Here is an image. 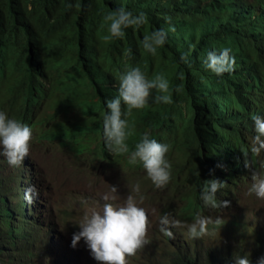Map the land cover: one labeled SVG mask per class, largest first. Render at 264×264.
<instances>
[{"label": "trees", "instance_id": "trees-1", "mask_svg": "<svg viewBox=\"0 0 264 264\" xmlns=\"http://www.w3.org/2000/svg\"><path fill=\"white\" fill-rule=\"evenodd\" d=\"M260 5L264 8V0H0V112L23 123L32 121V111L27 109L30 103L58 109L39 126L36 140L57 142L88 156H108L117 167H128L132 164L127 155L113 157L106 147V102L118 97L119 76L130 68L139 67L149 79L164 78L170 85L171 102L155 103L153 90L147 105L126 117L132 133L127 143L134 150L146 132L157 142L167 143L166 159L174 174L205 158V171L189 175V188L184 185L182 196L194 217L206 216L210 208L204 206L201 192L207 180L222 182L220 164L237 171L241 181L251 177L252 169L244 167L242 154L248 149L239 151L234 136L224 131L221 121L225 118L215 117L216 105L208 90L216 88L225 99L244 102L242 113L253 129L252 117L264 115V28L256 27L259 18H249ZM121 8L134 16L146 14L148 22L124 29L123 38L105 40L108 25L103 17ZM214 21L235 23L238 32L220 41L214 34ZM241 21L252 29L250 34L241 30ZM156 30H164L167 37L153 55L144 50L142 42ZM225 45L235 54L234 69L239 65L244 69L214 79L204 63L209 52H220ZM182 55L186 61H181ZM263 158L264 152L254 158V167ZM222 199L230 205L233 201L226 193ZM258 201L243 205L244 209L261 210L264 207ZM177 212L175 216L184 222ZM65 213L61 211L60 216ZM7 218V210L0 207V233L13 236ZM221 218L223 225H209V230H225L220 244L206 242V236L178 242L162 237V245L131 256L132 264H235V258L243 256L250 264H258L264 257V221L244 215ZM76 228L65 222L67 232Z\"/></svg>", "mask_w": 264, "mask_h": 264}, {"label": "clouds", "instance_id": "clouds-1", "mask_svg": "<svg viewBox=\"0 0 264 264\" xmlns=\"http://www.w3.org/2000/svg\"><path fill=\"white\" fill-rule=\"evenodd\" d=\"M263 12L264 8L260 5L249 16L252 21L259 18L256 25L259 29L264 28V16L261 17ZM103 20L108 25L105 40L123 38L124 29L140 28L148 22L146 14L134 16L124 8L104 16ZM213 24L214 34L220 41L225 42L232 34L238 32V24L236 30L235 23L217 24L214 21ZM239 26L244 33L250 34L252 29L243 21ZM166 37L164 30H156L150 35H145L142 42L144 50L155 55L157 50L164 46ZM180 59L186 61L187 57L182 55ZM204 66L212 72L210 75L214 79L230 77L234 72L244 69L241 65L237 71L236 67L234 69L236 58L228 45L220 47V52H209ZM223 80L221 79L215 86L220 85ZM46 88L47 83L43 81L42 89L45 92ZM153 90L157 93L154 97L155 103L171 102L170 85L167 80L162 77L149 79L139 67L130 68L119 76V95L106 102L108 113L103 117V138L107 149L113 157L127 155L128 162L132 165L125 168L135 170L132 174L144 175L145 181L142 182L144 194L140 192V185L136 184L132 186L124 202L117 205L114 202L119 198L118 189L111 186L110 191L101 197L105 203L100 210L88 209L78 223H71L67 220V212L73 215L86 206L85 201L77 198L66 209L61 210L66 213L61 216L63 223L60 230L57 229L54 220L55 209L51 206V199L45 197L43 182L33 170L31 153L34 147L48 146L71 153L84 165L82 179L89 178L85 171L97 170L101 175L112 168L120 169L124 166L117 167L113 164L114 160L108 156L101 157L96 154L88 156L87 153L70 151L57 142L40 143L36 140L39 126L58 109L33 105L38 102L30 103L27 109L32 111V121L26 120L23 123L0 112V207L7 210L8 224L13 226L11 232L13 236L0 233V264H42L41 262L50 261V257H53L51 262L57 264L59 245L68 238H72L73 248L83 239L90 254L99 264H128V258L135 256L149 243L147 237L150 214L147 212L153 213V208L140 205L147 196L149 197L147 193L151 192L152 188L157 189L153 197L155 205L160 207L163 213L159 219V231L162 237L173 238L176 242L184 238L201 239L210 234L209 225L221 226L225 223L221 218L224 213L233 212L258 200L256 204L264 201V158L258 168L254 167V158L264 152V115L252 117L253 129L246 125L249 117L242 113L241 107L245 106L244 102L225 99L222 90L216 88L208 90L216 105L215 117L220 115L225 118L221 121L222 126L226 128L224 131L234 136L239 151L248 149L242 152L244 167L252 171L249 179L241 181L237 171L231 170L227 164H220L219 167L224 172L222 182L218 179L205 181L200 196L204 206L210 209L206 216L194 217L188 210L189 203L182 196L183 188L184 185L189 188V175L203 174L206 159L203 158L182 173L174 174L170 161L166 159L170 152L167 143L157 142L156 139L150 138L147 132L135 144L134 150L130 151L127 143L132 133L126 117L130 116L133 110L143 109ZM122 103L126 109L124 112ZM223 155L222 152L219 157ZM221 189H224L220 192L221 199L226 193L233 200L231 205L225 199H217V193ZM170 207L173 209L170 210ZM174 210L186 220L182 222L178 219ZM214 216L216 217L213 218ZM66 221L69 227L77 225V228L71 233L67 232ZM235 264H250V261L247 256L236 257ZM258 264H264V257L259 259Z\"/></svg>", "mask_w": 264, "mask_h": 264}, {"label": "rangeland", "instance_id": "rangeland-1", "mask_svg": "<svg viewBox=\"0 0 264 264\" xmlns=\"http://www.w3.org/2000/svg\"><path fill=\"white\" fill-rule=\"evenodd\" d=\"M31 158L34 173L43 182V193L46 198L51 199V206L55 209L54 220L58 230H60L63 223L59 212L66 209L77 198L85 201L86 206L81 208L76 214L67 217V220L71 223H78L83 213L88 209L95 208L100 210L105 203L101 197L110 191L111 186H116L118 189L119 198L114 202L117 205L124 202L132 186L136 184L140 185V192L142 195L144 194L142 188V182L145 181L144 175L142 173L132 174L135 170L125 168V166L120 169L112 168L101 175L97 170L85 171L89 178L82 179L84 165L65 150L36 145L31 153ZM155 192H157V189L152 188V191L147 193L149 197L147 196L143 204L140 205L153 208V213L147 212L150 214L147 237L149 243L140 249L136 256L155 249L157 245H162L158 243V239L162 238V233L159 231V219L163 213L162 209L155 205V198L153 197ZM261 206L264 207L263 201H261ZM238 215H244L246 218H253L256 221L263 222L264 208L259 211L253 209H243L241 211L237 208L233 212L224 213L227 220ZM223 232H225L224 229H210V234L206 236L208 239L205 241L214 245L220 244L221 239L224 237ZM59 247V262L57 264H99L90 254L83 239L75 248L72 247V238H68ZM52 258L50 257L48 262L41 263L56 264L51 262ZM128 264H132L130 257L128 258Z\"/></svg>", "mask_w": 264, "mask_h": 264}]
</instances>
